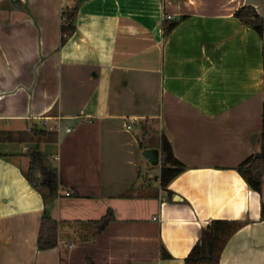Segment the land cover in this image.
I'll return each mask as SVG.
<instances>
[{
  "label": "crops",
  "instance_id": "crops-1",
  "mask_svg": "<svg viewBox=\"0 0 264 264\" xmlns=\"http://www.w3.org/2000/svg\"><path fill=\"white\" fill-rule=\"evenodd\" d=\"M242 6L264 22V0H80L62 45L59 0H0V264H184L215 219L247 221L220 264H264V177L236 169L259 148L264 30ZM162 134L186 167L165 188ZM35 147L60 161L53 198L26 176Z\"/></svg>",
  "mask_w": 264,
  "mask_h": 264
},
{
  "label": "trees",
  "instance_id": "trees-1",
  "mask_svg": "<svg viewBox=\"0 0 264 264\" xmlns=\"http://www.w3.org/2000/svg\"><path fill=\"white\" fill-rule=\"evenodd\" d=\"M76 6V5H75ZM68 16V25L61 26V32L66 33V37H61L63 45L68 36L75 30L74 10ZM244 25L251 27L258 36H262L264 30L263 18L252 6H242L234 13ZM184 18V16L182 17ZM177 22L171 23L166 30H171ZM44 133L43 130H34L33 134ZM160 153V186L165 188L169 182L186 169L185 165L176 158L173 152L171 141L165 134L159 138ZM30 165L26 176L35 188L46 187L49 198L56 196L59 184V172L52 165L47 153L38 147L32 148L28 153ZM247 185L254 191L261 194L264 177V108L262 112V129L259 135L258 151L248 157L244 162L236 167ZM130 196L129 194H126ZM261 218L264 219V204H261ZM114 215L111 210L100 220L93 222L94 226L103 227L113 222ZM247 221L215 219L209 222L201 238L193 246L190 253L185 257L184 264H220L221 253L230 237L242 228ZM59 222L44 211L38 235V249L53 248L58 243ZM161 257L169 258L170 255L161 249ZM89 264V263H88Z\"/></svg>",
  "mask_w": 264,
  "mask_h": 264
},
{
  "label": "built area",
  "instance_id": "built-area-1",
  "mask_svg": "<svg viewBox=\"0 0 264 264\" xmlns=\"http://www.w3.org/2000/svg\"><path fill=\"white\" fill-rule=\"evenodd\" d=\"M21 4L26 3L27 0H12ZM80 0H59L60 3V21L61 26L68 25V16L72 13V7L79 3ZM166 19H171L170 14H166ZM65 32H61V37H66ZM127 128H131V124H126Z\"/></svg>",
  "mask_w": 264,
  "mask_h": 264
},
{
  "label": "rangeland",
  "instance_id": "rangeland-1",
  "mask_svg": "<svg viewBox=\"0 0 264 264\" xmlns=\"http://www.w3.org/2000/svg\"><path fill=\"white\" fill-rule=\"evenodd\" d=\"M149 126V125H148ZM141 133V132H140ZM3 139H4V137H2ZM3 139H1V141H4ZM6 139H9V141H10V143L8 142L7 144H6V146H3L4 147V149L6 148V149H17L18 151H21V149H22V147L24 146V144L23 145H18L17 143H18V141L17 142H15L14 141V143H13V140L14 139H11L10 137L9 138H6ZM2 147V146H1ZM0 149H2V148H0ZM16 150V151H17ZM51 155H53V153L51 154ZM51 160V162L53 163V166H58L59 165V162L60 161H57V160H54L53 158L52 159H50ZM65 160V157H64V155H63V158H62V161H64Z\"/></svg>",
  "mask_w": 264,
  "mask_h": 264
}]
</instances>
